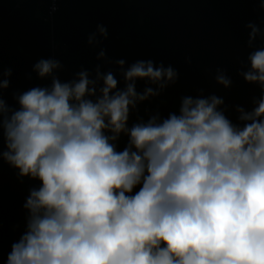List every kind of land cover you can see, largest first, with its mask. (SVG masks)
<instances>
[{
    "label": "clouds",
    "instance_id": "9594fccd",
    "mask_svg": "<svg viewBox=\"0 0 264 264\" xmlns=\"http://www.w3.org/2000/svg\"><path fill=\"white\" fill-rule=\"evenodd\" d=\"M247 27L251 46L260 29ZM98 31L107 37L103 26ZM248 59L244 79L264 90V47ZM61 67L54 59L34 65L52 84L18 95L19 110L0 95L7 148L0 155L20 176L41 181L6 264H264V97L250 112L237 107L242 128L212 95L183 97L179 115L157 114L129 129L130 108L175 82L171 66L137 61L123 71V90L99 68L95 79L81 71L62 83L54 75ZM145 78L157 88L138 93L135 81ZM216 79L231 84L222 73ZM101 80L95 102L86 98ZM8 87L0 79V92ZM121 133L129 141L118 152Z\"/></svg>",
    "mask_w": 264,
    "mask_h": 264
},
{
    "label": "trees",
    "instance_id": "16d2710c",
    "mask_svg": "<svg viewBox=\"0 0 264 264\" xmlns=\"http://www.w3.org/2000/svg\"><path fill=\"white\" fill-rule=\"evenodd\" d=\"M171 1L117 0V4L110 7L111 17L101 24L107 30V37L95 38V48L98 53L104 51L105 56L100 58V66L95 68L92 79L96 78L97 68L101 74L111 72L118 81L117 88L123 90V71L137 61L151 60L154 67L171 66L178 74L175 82L160 90L159 95L130 108L131 121L135 122L138 114L148 115L147 121L157 114L160 120L166 119L169 116L165 111L167 99L178 102L187 96L207 98L215 95L224 101L218 110L242 128L245 122L238 119L237 107L250 112L256 106L254 102L264 97L260 84L247 82L242 75L250 70L249 55L264 47V0H237L235 3L234 0H200L199 8L192 12L183 11L180 0L173 1V7L169 6ZM205 1L210 4L202 8L201 3ZM104 2L106 0H62L52 21H56V41L61 48V52L55 53L50 42L51 22L40 19L46 11L41 0H0V70L12 71L10 77H0L9 80V87L0 95L9 108L19 110L16 97L30 89L51 87L52 77H39L34 65L40 59H54L63 66V62L78 56L89 43L90 34L77 36L72 27L75 19L92 14L82 12L83 8L93 9ZM140 11L144 12L141 34L135 32ZM83 22L87 27L92 26L88 20ZM250 23L260 29L251 46V29L247 27ZM61 37L65 42H61ZM119 60L125 62L123 69L117 63ZM61 68L57 69L56 77L62 83L78 79L77 75L59 71ZM221 73L230 79L229 87L217 82L216 77ZM141 81L137 79L135 83ZM147 83L144 90L157 88L150 81ZM102 86L103 81H98L96 96L86 98L95 102ZM107 132L105 130L106 135ZM122 137L129 141L128 135L121 133L119 139ZM122 148L116 147V150L119 152ZM40 186L41 181L20 176L18 169L0 157V264H6L13 243L25 233L29 212L24 204L30 190Z\"/></svg>",
    "mask_w": 264,
    "mask_h": 264
},
{
    "label": "rangeland",
    "instance_id": "374dc122",
    "mask_svg": "<svg viewBox=\"0 0 264 264\" xmlns=\"http://www.w3.org/2000/svg\"><path fill=\"white\" fill-rule=\"evenodd\" d=\"M176 0H172L168 5L169 6H174V2ZM182 1V9L183 11H188V12H192L193 10H195V8H199L198 7V2L200 3V0H180ZM222 0H217V2H221ZM227 1V0H225ZM237 0H234L233 3H235ZM117 0H106V2H104V5L101 6H97L93 9H90V7H86L82 9V12L84 13H92V14H88L87 16H83V17H77L75 19V22L73 24V29L76 30V34H78L77 36L81 35V36H85L86 33H89L90 36H92L93 34H95V38L97 37H101L102 35H100L99 31H98V26H101V24L103 22L106 21L107 18L111 17V9L110 7H112L113 5H116ZM206 2V3H205ZM203 3H201V7L203 8L204 6L210 4V1L207 3V1H205ZM213 3V2H211ZM233 5V4H232ZM91 10V11H90ZM35 16L37 17L38 14L36 12L35 9ZM143 11H140L138 14V25H136L137 28L136 29V33H142L144 30L142 29L144 27V16ZM39 19V17H37ZM40 19L43 22H47L43 17H40ZM83 20H88L92 26L87 27V25L83 24ZM50 25V42L52 45V50L55 53L61 52V48L59 47V45L57 44V38H58V33H56V30L58 29L57 25H56V21L49 23ZM59 31V30H58ZM88 36V38L90 37ZM103 37V36H102ZM111 37V36H110ZM60 39V38H59ZM61 42H65L64 37H61ZM107 40V39H106ZM96 43H95V39L93 40L92 43H88L87 45L85 44L83 46V48L81 49V51L79 52L78 56L74 57V58H70L68 60V62H63V66L61 68V72L65 73L67 72L72 74V75H77L79 72L81 71H87L90 76L89 78L92 79L93 76L95 75L94 70L95 68L99 65L100 66V58L98 59L99 53H98V49L95 48ZM58 74V70H54V75L56 76ZM66 74V73H65ZM149 80L142 79V83H135L136 87H137V92L141 93L144 90V86L146 84H148ZM122 90V89H120ZM141 91V92H140ZM167 99V98H164ZM181 107V101H173L171 99H167V103H166V108L165 111L168 112V114L170 113H175L177 115H179V110ZM137 120L135 122H133V120L131 121L130 117L127 121L128 124V128H131L134 124L139 123V122H144L147 123V116H144V114H138L137 116ZM135 117V118H136ZM162 121V120H161ZM2 131V130H1ZM107 135H111L110 132H107ZM125 139L122 138H118L117 141H115V145L116 147H123L124 148V144L128 143V141L124 142ZM118 142V143H117ZM123 143V145H121ZM122 148V151L124 150ZM134 150V149H133ZM7 151L6 148V144L5 141L3 139V135L2 132L0 133V153ZM1 158L2 155H0Z\"/></svg>",
    "mask_w": 264,
    "mask_h": 264
},
{
    "label": "built area",
    "instance_id": "2783aa9c",
    "mask_svg": "<svg viewBox=\"0 0 264 264\" xmlns=\"http://www.w3.org/2000/svg\"><path fill=\"white\" fill-rule=\"evenodd\" d=\"M62 0H41V4L46 8L44 19L52 22L61 7Z\"/></svg>",
    "mask_w": 264,
    "mask_h": 264
}]
</instances>
